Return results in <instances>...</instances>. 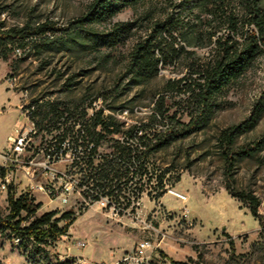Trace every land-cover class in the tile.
<instances>
[{
  "label": "rangeland",
  "instance_id": "1",
  "mask_svg": "<svg viewBox=\"0 0 264 264\" xmlns=\"http://www.w3.org/2000/svg\"><path fill=\"white\" fill-rule=\"evenodd\" d=\"M92 1L0 0V31L38 20L53 21L56 27L63 29L84 15ZM174 1L145 0L125 8L107 22L90 25L98 32L108 33L116 23H135L118 43L112 47L102 46L97 52L35 49L33 45L40 42L39 36L23 42H3L0 50V151L7 146L15 121L23 118L22 112L32 105L35 107L33 119L39 124L32 149L39 155L52 153L64 130L86 121L96 108L104 106L101 98L94 100L101 94L109 97L110 105H129L130 110L116 112L125 126L150 122L155 101L168 77L186 75L182 61L162 68L157 78L129 92L118 94L114 89L119 85L122 88L126 82L123 75L135 45L147 36L152 22ZM62 33L59 30L47 35L59 37ZM190 81L187 78L183 83ZM263 89L264 59H261L218 98L216 112L204 130L175 141L153 156L156 168L169 169L161 197L155 198L162 191L161 187L157 189L155 178L149 184L143 179L140 204L133 203L137 194L123 192L117 203L120 211L117 217L98 203L87 204L91 199L85 202L77 191L65 207L45 199L39 213L56 208L57 217L65 212L75 214L67 233L53 246L16 242L1 223L9 213L10 191L0 193V264H59L60 256L66 257L67 247L74 238L88 241L87 247L75 249L74 255L106 263H114L137 241L149 238L179 264H264V150L241 161L232 182L236 190L250 192L259 199L260 217H255L247 203L233 197L226 189L224 164L217 146L222 130L250 115ZM174 96H167L165 102L168 115L188 122L190 115L186 105H182L183 96ZM153 124L159 128L160 119ZM263 131L264 117L253 131L241 136L237 144L249 143ZM109 145L110 142L105 141L100 150L111 152ZM60 168L80 181L81 173L76 166L60 164ZM139 187L140 184L137 189ZM20 189L18 186L14 193H19ZM172 190L185 195L186 199L174 195ZM37 198L44 199L42 195ZM68 221L61 220L60 225ZM147 225L152 228L146 229Z\"/></svg>",
  "mask_w": 264,
  "mask_h": 264
},
{
  "label": "trees",
  "instance_id": "2",
  "mask_svg": "<svg viewBox=\"0 0 264 264\" xmlns=\"http://www.w3.org/2000/svg\"><path fill=\"white\" fill-rule=\"evenodd\" d=\"M144 1L93 0L84 15L63 29L56 27L53 21L38 20L1 30L0 50L3 42H23L38 36L41 39L33 45L35 49L42 47L88 53L97 52L102 46L112 47L135 23H116L108 33L98 32L90 25L107 22L125 8ZM59 30L63 31L59 37L47 35ZM261 59H264V0L172 2L171 7L152 22L147 36L135 45L123 75L126 82L122 88L119 85L114 89L118 94L129 92L157 78L162 68L182 61L187 69L186 75L168 77L160 97L155 101L153 119L125 126L115 114L129 109V105H110L107 103L109 97L101 94L94 100L101 98L104 106L83 121L80 129L69 127L62 133L59 144L70 137L76 148L80 147L85 153L74 163L81 173V184L87 187L84 196L91 198L92 191H95L98 196H111L118 201L123 192L129 191L140 198L144 192L141 181L147 179L145 184H149L155 178L157 189L162 188L155 198L161 197L169 169L156 168L153 156L175 141L204 130L216 112L218 98ZM187 78L191 81L183 83ZM169 95L183 96L182 105H186L190 115L188 122L176 115H168L165 102ZM105 110L110 113L105 115ZM263 117L264 89L250 115L222 130L217 139L224 164L226 189L233 197L247 203L255 217H260L259 199L250 192L236 190L232 182L236 166L264 150V131L249 143L237 144L238 139L253 131ZM158 119L161 125L155 128L153 121ZM105 141L110 142L111 152L100 150ZM138 184L141 186L139 189ZM136 190L137 193H134ZM8 203L9 213L1 223L14 239L21 237V244L32 242L39 247L53 246L67 233L75 217L71 212H65L60 217L56 216V211L39 213L42 203H35L24 194L16 197L12 191L8 195ZM61 220L70 221L60 225Z\"/></svg>",
  "mask_w": 264,
  "mask_h": 264
},
{
  "label": "built area",
  "instance_id": "3",
  "mask_svg": "<svg viewBox=\"0 0 264 264\" xmlns=\"http://www.w3.org/2000/svg\"><path fill=\"white\" fill-rule=\"evenodd\" d=\"M100 107L96 108L98 110ZM95 110V111H96ZM35 107L32 105L23 112V118H18L14 125L12 133L8 136V144L0 151V193L14 192L18 186L21 188L16 197L28 195L35 203H42L45 199L56 203L58 207L67 206L72 196L77 191L84 196L86 186L81 184L77 177L70 174L67 170L60 168V164H71L85 156L81 148H76L70 137H67L61 144L55 147L52 153H35L32 149L33 137L37 134V123L33 119ZM93 111L91 116L95 113ZM123 112V111H120ZM105 110L104 114H109ZM117 117V114H115ZM75 129L82 127V122L74 123ZM50 152V149L49 151ZM41 156V157H39ZM42 195L44 199L37 197ZM90 203H98L103 208H109L113 216H119L120 211L117 209L118 201L111 196H98L99 194L92 191ZM98 198H94L97 197ZM140 198H135L133 203L139 205ZM85 202L87 198L84 196ZM137 209V207H136ZM56 208H54V211ZM39 212V210H38ZM146 229L152 226H146ZM18 239V238H16ZM88 241L85 239L74 238L66 250V257L73 253L75 249H85ZM75 264H179L173 262L167 257L158 246L149 238L137 241L134 246L123 252L114 263H106L88 259L83 255H77Z\"/></svg>",
  "mask_w": 264,
  "mask_h": 264
},
{
  "label": "bare ground",
  "instance_id": "4",
  "mask_svg": "<svg viewBox=\"0 0 264 264\" xmlns=\"http://www.w3.org/2000/svg\"><path fill=\"white\" fill-rule=\"evenodd\" d=\"M172 193L176 196H179L183 199H186V196L177 191H173L172 190ZM21 238V237H20ZM18 238V239H15L16 242H21V239ZM32 240V239H31ZM75 260H77V255H74L73 253H69V258H60L59 261L60 262H63V263H66V264H75ZM59 262V263H60Z\"/></svg>",
  "mask_w": 264,
  "mask_h": 264
}]
</instances>
